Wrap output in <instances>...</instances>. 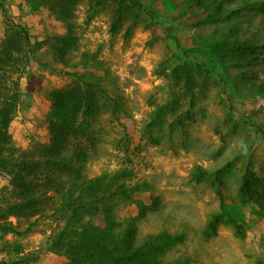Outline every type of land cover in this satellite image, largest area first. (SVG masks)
<instances>
[{"label": "rangeland", "instance_id": "obj_1", "mask_svg": "<svg viewBox=\"0 0 264 264\" xmlns=\"http://www.w3.org/2000/svg\"><path fill=\"white\" fill-rule=\"evenodd\" d=\"M205 1L124 0L112 34L115 0L101 6L66 0L67 20L53 9L56 0H0V51L7 40L26 50L22 31L33 50L28 65L23 57L0 64V89L19 92L10 132L29 151L35 140L48 142L45 113L54 92L74 87L73 73L105 86L117 103L92 89L99 141L84 172L90 178L125 173L126 185L138 187L115 200L113 221L134 225L136 245L181 236L158 255L164 264H264V213L239 194L244 174L264 177V0H253L258 8L243 16L254 25L247 37L254 33L262 46L259 66L232 53L242 37L231 29L237 20L215 13L212 1L220 0ZM69 26L75 48L58 61L54 45ZM198 168L222 170L226 205L243 223L241 235L227 222L207 229L220 205L212 178L194 179ZM7 186L0 176V195ZM10 220L30 232L0 233V264L66 263L48 252L56 228L51 219Z\"/></svg>", "mask_w": 264, "mask_h": 264}, {"label": "trees", "instance_id": "obj_2", "mask_svg": "<svg viewBox=\"0 0 264 264\" xmlns=\"http://www.w3.org/2000/svg\"><path fill=\"white\" fill-rule=\"evenodd\" d=\"M108 1L96 0L95 4L101 6ZM115 1L118 6L110 29L112 34L117 32L123 18L124 0ZM197 1L208 5L205 0ZM56 2L58 7L52 8L61 19L67 20L70 9L66 0ZM69 4L72 6V0H69ZM212 5L217 7L216 14L237 20L231 29L242 37L234 43L232 53L250 56V62L259 66L258 54L262 46L253 40L254 33L247 37L246 33L254 25L243 17L258 8V4L253 0H244L231 6L230 0H220L212 1ZM244 22H249L248 28L244 27ZM70 27L67 28V36L58 38L59 41L54 45L58 61H63L75 48L76 39ZM22 32L27 49L7 40L0 51V64L13 66L23 57L28 65L33 50L27 33ZM183 71V78L188 82L189 77ZM73 75L77 76L74 87L54 92L53 103L45 113L49 118L48 142L35 140L29 151L16 145L10 132V125L19 106V92L3 95L0 89V176L8 182L0 195V233L22 235L30 232L29 227L21 231L18 223L14 224L11 218L16 221L34 219V222L38 219H51L56 228L50 236L48 252L64 257L65 264H164L158 260V255L179 242L181 236L162 234L148 237L142 244L136 245L134 225L116 224L112 208L117 204L116 199L118 202L121 197L126 198L127 192H133L138 187L126 185L125 173L90 178L84 172V162L97 151L99 141L100 108L92 89L111 99L114 105L117 99L98 82L92 83L76 72ZM76 86H81L82 90L74 91ZM261 86L264 88V83ZM208 177L216 185L220 209L208 222L207 229L215 231L221 223L227 222L241 235L243 223L226 205L222 170L209 173L198 168L194 173L197 182ZM239 194L244 201L264 213V177L260 178L254 173L244 174Z\"/></svg>", "mask_w": 264, "mask_h": 264}]
</instances>
